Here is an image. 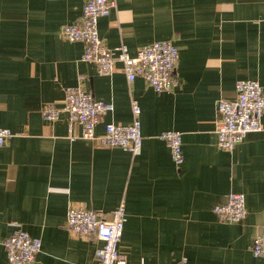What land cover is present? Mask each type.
<instances>
[{"label":"crops","instance_id":"obj_1","mask_svg":"<svg viewBox=\"0 0 264 264\" xmlns=\"http://www.w3.org/2000/svg\"><path fill=\"white\" fill-rule=\"evenodd\" d=\"M86 0H0V127L13 135L0 148V264L3 240L17 228L39 238L35 264H99L94 239L70 233L71 205L107 218L125 208L119 251L127 264H264L249 249L264 226V113L261 129L232 151L217 147L216 106L235 97V82L257 80L264 92V0H114L98 20L111 50L131 56L155 40L179 51L178 87L157 92L121 63L99 74L82 60L84 44L62 27L79 20ZM68 86L112 104L95 128L132 121L140 106L138 156L81 137L67 114L48 122L44 104L62 107ZM177 130L184 161L172 162L157 135ZM243 193L247 215L221 221L213 212Z\"/></svg>","mask_w":264,"mask_h":264},{"label":"built area","instance_id":"obj_2","mask_svg":"<svg viewBox=\"0 0 264 264\" xmlns=\"http://www.w3.org/2000/svg\"><path fill=\"white\" fill-rule=\"evenodd\" d=\"M115 7L114 0H86L79 20L62 27L65 40L80 41L84 44L82 60L93 65L99 74L111 73L115 64L121 63L127 83L137 76L142 77L148 86L157 92H171L178 87L176 65L179 51L167 40H155L136 50L131 56L126 45L120 44L114 50L108 48L98 35L97 25L101 16H106ZM235 97L219 99L216 110L217 147L232 151L249 132L261 129L264 113V92L257 80L239 79L235 82ZM132 122L129 124L107 123L102 135L95 133L101 115L112 109V104L95 99L78 86H68L62 107L44 104L42 117L52 122L60 113L67 114L68 126H81V137L97 141L102 147L122 148L132 156H138L142 148L140 106L131 99ZM13 135L11 129L0 127V148ZM164 141L177 166L184 161L182 136L177 130L162 131L157 135ZM243 193H230L224 203L215 204L213 212L221 221H241L247 215ZM66 227L70 233L84 239H94L99 243L94 257L99 264H127V258L119 251V243L125 221V208L118 205L111 217L93 208L71 205L68 207ZM7 264H35V257L41 249L40 239L31 237L27 231L17 228L3 240ZM256 258H264V226L254 236L249 247Z\"/></svg>","mask_w":264,"mask_h":264}]
</instances>
